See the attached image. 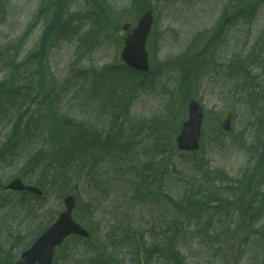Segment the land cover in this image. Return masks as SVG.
I'll return each instance as SVG.
<instances>
[{
    "label": "rangeland",
    "instance_id": "rangeland-1",
    "mask_svg": "<svg viewBox=\"0 0 264 264\" xmlns=\"http://www.w3.org/2000/svg\"><path fill=\"white\" fill-rule=\"evenodd\" d=\"M132 1L60 0L61 6L58 4L54 7L53 0H0V50L8 49V53L12 54L7 57L15 59L16 63L17 56L18 61H28L12 85L21 87L24 93H37L36 104H41L44 94L58 95L55 107H58L59 112L76 122L92 124L95 129L104 131L110 129L111 122L106 116L97 113L98 104L93 103V100L102 98L101 92L99 90L96 96H90V90L93 88V95L95 87L100 85L101 81L97 84L95 79H100L104 67L118 65L120 61L121 31L112 33V27L108 26H113L115 20L119 24H134L146 1L154 11L155 23L149 46L153 67L158 73L147 78L152 81L147 89L141 85V88H128L124 92L125 97L120 100V105H128V115L125 120L120 119L115 123V130L112 126L113 141H118L122 148L128 144L131 150L118 154L120 162H111V153H103L96 167L88 169L87 164L83 173L78 175L79 180H73L70 189L79 198L80 214L78 217L74 212V217L84 228L89 230L92 227L95 233L88 243L74 240L67 242L65 245L68 247L62 251L61 259L55 258L54 264H76L78 260L88 264L90 258L94 262L99 261L98 264L102 263L100 260L109 264H131L136 247H144V242L150 244L152 233L162 231L166 236H172L166 230L172 223L166 222L182 220V207L185 205L183 193L187 187L194 188L196 202H208L206 197L212 194L225 200L230 205V230L237 229L238 232L235 239H227L230 240L227 243L220 241L209 255L199 244L198 237H192V233L199 228L197 222L202 223L201 220L207 216L200 214V219L195 217L189 232L183 235L185 246L180 248L189 257L187 263L205 264L206 257L202 256L206 255L213 260L212 264H264V233L255 237L261 222L264 224V208L255 210L253 214L252 211L248 214L238 211L245 204L240 201L245 187H264V0ZM58 2L56 0V4ZM103 10L107 15L103 14ZM55 11L57 19L63 23L72 17V26L78 31H75L73 40H58L51 49L52 34L47 33V26ZM221 19L223 24L229 21V25L226 34L215 37L214 49L207 46V38L203 43H200V39L192 43L198 32L215 30ZM82 35L86 36L81 38ZM80 40H85V45H91V49L81 61H77L78 54H84V45ZM189 45L191 55L206 50L207 61L212 57L218 64L228 65L232 59L238 58L248 78L226 79L225 70L214 63L206 64L201 71L193 74L192 68L199 62L198 56H191L190 65L184 71L176 69L174 58L181 54L184 59L182 53ZM78 48L81 50L76 55ZM2 65L0 83L5 82L9 75ZM35 71L38 72V79ZM81 74L85 76L79 77ZM49 75L54 79L50 80ZM86 76L92 78L93 82ZM134 79H137L134 74L121 71L113 77V82L124 86ZM179 81H183V86L179 85ZM104 89L108 90L109 87H102V91ZM69 91V95L64 98L63 93ZM76 92L77 100H73L72 96ZM116 93L123 94L118 90ZM191 95L205 107L203 150L198 154L199 157L191 158L192 163L196 164L202 157V163L206 165L203 171L199 167L192 168L187 161L183 163V158L179 154L173 156L170 150L172 131L168 125L170 123L171 129L177 131L178 117H181L183 107H186L185 99ZM24 109L27 111L28 107ZM31 111L33 115L27 113L26 118L36 120L41 116L35 105ZM227 112L234 116L230 132L226 134L220 130V122ZM154 117L160 119L157 123L159 127L151 128L145 119ZM12 125L13 122L8 118L0 121V183L3 185L15 176H28L24 174L25 165L43 143L49 128L42 120L31 130L20 132H14ZM213 140L218 143H213ZM12 141L19 144L17 156L11 158L6 154L2 159L5 145ZM185 158L190 159L189 156ZM151 159L170 166L171 173L163 180L164 192L169 193L175 202L150 203L136 198L130 192L131 179L127 171L138 169L139 161ZM119 165H123L126 172L118 176L116 169ZM76 171L77 167L72 169L71 176ZM151 173L154 178L159 170ZM124 176L127 185L122 184L125 182ZM227 176L234 182L240 181L233 184L239 190L234 195L223 190L229 187L225 179ZM26 179L29 180L28 177ZM152 183L156 187L159 182ZM202 186H205L203 194L200 190ZM215 187L219 190L213 191ZM104 189H110L105 198ZM56 197L58 194L55 190L47 196L45 209L50 212L46 216L48 222L62 209V199ZM235 199L238 201L237 207L232 208ZM30 208L36 210L39 206L30 205ZM203 208L206 209L205 206ZM20 214L22 216L16 221L19 228L15 227L12 236L7 237L8 226L4 229L1 225L0 251L5 255L14 254V258L26 249L32 238L30 233L42 221V216L27 219L25 213ZM7 221L10 223V219ZM183 223H186V219ZM244 227L251 236L245 233L240 237ZM122 228L125 231H120ZM183 230L185 232L184 227ZM183 230L181 228V232ZM171 232L174 230L171 229ZM118 242L124 245L122 249L114 244ZM179 244L184 243L180 241ZM87 251H91L92 255L87 254ZM190 254L194 256L190 258ZM69 256L70 261L64 262L63 259Z\"/></svg>",
    "mask_w": 264,
    "mask_h": 264
},
{
    "label": "trees",
    "instance_id": "trees-1",
    "mask_svg": "<svg viewBox=\"0 0 264 264\" xmlns=\"http://www.w3.org/2000/svg\"><path fill=\"white\" fill-rule=\"evenodd\" d=\"M58 4L59 6H61L60 0L57 4L56 0H53L52 5L54 7H56V5ZM143 5V7H149L147 1ZM103 14L107 15V12H103ZM57 15L58 14L55 11L52 16V25L50 26V30L54 29V34H57L61 26L64 25V23L60 19H57ZM117 24L118 23H113V26L108 27L113 28L117 26ZM6 53H8L7 50H0V64H3L2 69L9 72L6 81L0 84V119L4 117L11 119L13 121L12 129L15 132L19 129L24 130L26 128H29V126L31 125L32 117L26 119V112L22 111V108L27 105V102L31 104L34 103L38 95H36V97L30 98V94L21 93L23 92L21 87H15L12 85L17 74L21 72L25 64H28V61H25L23 63H16L15 59L10 60L7 57L10 56L12 53ZM34 73L36 75V78L38 79V72L35 71ZM105 75L108 78L112 77V67H109L107 68V70H105ZM49 77L50 80L54 79V77L51 75H49ZM39 86H41L40 83ZM49 92L51 93V91ZM57 98L58 97L51 96L50 94L43 95L41 104H37V108H41L42 105L47 106V113L42 115L43 119L41 120H48L50 130L48 131L47 136L45 137L42 143L43 145L39 148V150H37L36 154L32 157L29 162V165H26L24 168V174L30 173L32 175L37 176V178L31 180L30 174L29 176H26L24 178L28 177V181L34 182L35 185L41 187L46 194L49 191L59 190L60 195L63 196L65 193L69 192L67 188L72 182V180L70 179L68 174L72 166H78L81 170L85 168L84 166L92 162H94L95 165V161H98L100 158L99 155L109 150V147L107 146L111 145L112 141L110 136H106L103 141H100L99 135H97L96 132L91 131L89 128H85L84 126H81V128L78 129V127L75 126L67 118V116H64L61 112L56 110L55 101ZM123 111H128V108H123L119 105L115 107V109L114 107H112V109L110 110H102V113L104 115H107L109 118L114 119L118 118L119 113H122ZM62 121L63 126H65V128L60 129V126H62ZM9 144L13 145V147L15 148L17 142H13L12 144L10 142ZM28 167L29 170H27ZM31 182H29V184ZM6 203L7 202L4 199L3 205L0 204V211L6 206ZM26 206L27 205L25 204V202H22L20 204V208L22 210H28V215L32 214V210L27 209ZM182 209L183 212L181 213V224L176 225L175 229L179 233V237L181 236V233L183 237L184 233L188 232L192 217L194 216L193 210L191 212L189 211V209H192V204H190V201ZM39 212L40 210H35L37 216L39 215ZM184 219H186V223H183ZM170 226H172V224ZM178 226H181L182 230L184 227L185 232L184 230L181 232V228L178 229ZM206 229L207 226L205 224H202V231L205 232ZM38 230L36 231V233L39 232ZM168 233H170V231H168ZM174 237L175 235L171 236V238ZM3 262H5V260L0 257V264H2ZM93 263L94 261L91 260L90 264ZM76 264L79 263L76 261Z\"/></svg>",
    "mask_w": 264,
    "mask_h": 264
},
{
    "label": "water",
    "instance_id": "water-1",
    "mask_svg": "<svg viewBox=\"0 0 264 264\" xmlns=\"http://www.w3.org/2000/svg\"><path fill=\"white\" fill-rule=\"evenodd\" d=\"M151 23V13L148 12L141 17L137 28L126 39L122 52V59L125 63L140 71H147L148 69L144 43ZM201 121L202 109L196 102L191 101L188 106V120L183 123L180 135L177 138L180 150L191 151L198 148ZM6 189L27 190L40 194L39 190L33 187H25L19 180L12 182ZM65 206L66 210L58 217L57 221L37 239L31 248L22 255V260L16 264H51L53 249L65 237L71 234L87 236V233L72 220L71 212L74 199L72 197L66 198Z\"/></svg>",
    "mask_w": 264,
    "mask_h": 264
}]
</instances>
